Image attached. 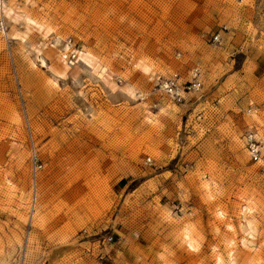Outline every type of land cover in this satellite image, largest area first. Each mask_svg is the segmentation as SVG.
Wrapping results in <instances>:
<instances>
[{
    "label": "rangeland",
    "instance_id": "1",
    "mask_svg": "<svg viewBox=\"0 0 264 264\" xmlns=\"http://www.w3.org/2000/svg\"><path fill=\"white\" fill-rule=\"evenodd\" d=\"M251 129L264 0H0V264H264Z\"/></svg>",
    "mask_w": 264,
    "mask_h": 264
},
{
    "label": "built area",
    "instance_id": "2",
    "mask_svg": "<svg viewBox=\"0 0 264 264\" xmlns=\"http://www.w3.org/2000/svg\"><path fill=\"white\" fill-rule=\"evenodd\" d=\"M68 46L74 45L72 41H69ZM72 48V49H73ZM78 51L75 48L67 55V58L77 60L78 59ZM176 80L170 81L168 80L164 83V87L167 92L171 95L173 100L181 102L184 98L182 96V89L176 83ZM196 87V86H195ZM259 133L253 131L252 129L246 132L245 135V142H246V149L248 151L250 161L254 164H262L263 172H264V139L258 136Z\"/></svg>",
    "mask_w": 264,
    "mask_h": 264
},
{
    "label": "bare ground",
    "instance_id": "3",
    "mask_svg": "<svg viewBox=\"0 0 264 264\" xmlns=\"http://www.w3.org/2000/svg\"><path fill=\"white\" fill-rule=\"evenodd\" d=\"M168 80H170V81H173V80H174V77H173V78H171V79H168ZM258 136H259V134H258Z\"/></svg>",
    "mask_w": 264,
    "mask_h": 264
}]
</instances>
